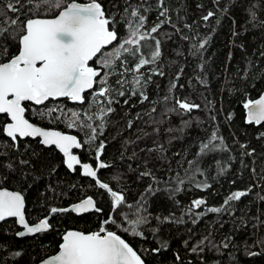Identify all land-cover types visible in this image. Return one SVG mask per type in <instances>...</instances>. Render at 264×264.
<instances>
[{
  "label": "trees",
  "instance_id": "1",
  "mask_svg": "<svg viewBox=\"0 0 264 264\" xmlns=\"http://www.w3.org/2000/svg\"><path fill=\"white\" fill-rule=\"evenodd\" d=\"M9 2L0 0V13L18 17L21 23L28 18H52L62 10L45 7L34 15L27 0H20L15 5L18 11L11 12ZM98 2L118 37L102 53L123 43L129 21L138 25V19L131 16L133 9L145 17L140 32L147 38L141 41V50H121L111 68L101 67L99 54L91 64L101 74L82 105L68 100L39 107L25 104V117L42 128L75 135L82 145L81 162L93 167H97L96 151L103 143L101 160L108 167L100 169L97 177L122 193L125 203L113 212L107 190L81 177L78 170L69 173L53 148L42 147L38 140L6 138L2 129L6 117L0 115V189L23 196L28 224L46 219L50 226L46 232L17 238L14 220L0 223V264H38L57 252L65 231L92 233L101 225L120 235L144 264H264V123L248 124L244 115V104L264 90V0ZM249 10L256 13V22ZM209 11L214 15L204 21ZM9 32L14 29L9 27ZM157 41L160 56L152 61ZM204 41V48L197 51ZM18 47L8 34L0 37V62L17 54ZM140 59L150 62L137 71ZM102 78L109 91L94 96ZM177 98L199 107L184 112L176 105ZM53 108L58 111L48 114ZM41 112L46 115L41 117ZM71 112L80 117L70 128ZM213 132L218 135L214 143L220 147L201 153ZM145 172L150 175H141ZM190 176L194 179L189 180ZM181 179L183 184L178 183ZM203 183L209 187L198 186ZM236 191L247 194L225 204ZM87 197L101 211L81 216L50 211L67 209ZM198 199L205 201L199 208L193 205ZM138 206L148 218L138 228L142 236L124 231L128 226L124 216L134 219ZM209 208L221 211L209 212ZM110 216L114 222L104 224Z\"/></svg>",
  "mask_w": 264,
  "mask_h": 264
},
{
  "label": "snow or ice",
  "instance_id": "2",
  "mask_svg": "<svg viewBox=\"0 0 264 264\" xmlns=\"http://www.w3.org/2000/svg\"><path fill=\"white\" fill-rule=\"evenodd\" d=\"M20 0H10L7 4L8 11L17 12L16 4ZM32 7L29 9L34 15H38L42 8H62L54 19L28 18L21 23L18 17L9 18L6 14L0 13L3 19H0V37L8 34L18 42V53L7 59L6 62H0V115H5L7 122L3 124V132L16 141L17 137H40L41 143L44 145H55L65 157V164L69 169L79 166L82 169V175L92 177L100 189H106L111 197L112 211L116 212L118 207L125 203V197L122 193L113 190L109 184L101 182L97 177L99 169L108 167L101 160V152L99 149L104 147L101 143L96 151L97 167L94 168L88 163H82L76 155H73L71 149L80 148L82 145L77 141L75 136L64 135L58 131H46L40 127L30 123L25 118L24 102H31L35 105H41L45 101L60 97H67L73 102H84L83 93L92 89L96 78L100 76V72L89 66V62L102 54L99 61L101 67L111 68L116 60L120 59L121 50L128 52L141 50V41L147 37L140 32L145 17L139 15L136 9L131 11V16L138 19V25H133L129 21L128 36L123 43L111 52L102 53V49L111 45L113 41L118 39L117 33L111 30V21L106 17L102 5L98 0H87L86 3H77L70 0L65 4L64 0H27ZM250 11L251 20L256 22V13ZM165 15V12H161ZM214 13L209 11L203 16L204 21H208L213 17ZM9 27L14 32H9ZM159 26L153 27L152 32H156ZM207 41L199 44V49L204 48ZM130 45L132 48H125ZM195 47V46H194ZM3 54L7 56V48H3ZM264 55V53H262ZM160 56L159 41L156 48L151 52V60L154 61ZM149 60L140 59L136 66L139 71L140 67L149 63ZM108 74L105 73V77ZM119 82V81H118ZM99 83L101 88L94 96H105L109 91L104 85L107 84L106 78H102ZM139 83V79L136 80ZM175 87V84L172 85ZM120 95H124L120 92ZM147 99V97H144ZM167 99V97L165 98ZM179 109L184 112H190L199 105L190 104L186 100H175ZM248 109L247 122L260 124L264 122V95L255 101H249L244 104ZM58 111V109H49L48 114ZM106 111L111 112L108 108ZM171 111H176L175 108ZM100 112H105L101 108ZM41 117L46 113H39ZM80 113L71 112L68 119L72 122L68 127H73L78 122ZM102 119V117H97ZM230 118V117H229ZM87 119H92L91 115ZM187 123V122H185ZM90 128L93 133L96 129L91 124L83 125ZM103 128V124H101ZM95 139V136L92 137ZM218 139L216 132H213L207 143L202 144L201 153H206L220 146L214 142ZM220 144L223 145L221 139ZM243 147V145H242ZM190 164L194 163L192 161ZM197 171L199 169L197 168ZM141 175H150L145 172ZM189 180L194 177H188ZM183 179L178 183L183 184ZM202 188L209 187L203 183L198 185ZM151 191V187L148 189ZM179 191V188L176 189ZM247 193L236 191L230 194L224 201L228 204L230 201L239 200ZM205 204L203 199L193 201L194 207L199 208ZM129 207H132L131 205ZM24 199L19 193L0 191V221L6 217H15L17 222L23 226L26 233H40L49 229V223L46 219L39 220L34 226H30L23 213ZM89 210L101 211L95 207L92 198L84 199L81 203L76 204L72 211L76 213L88 212ZM52 213L58 211H68V209H57L55 207L50 210ZM142 207L138 206L133 215L134 219L129 215L124 216L127 222L125 232H129L134 236H142V232L138 228L148 223L147 216L141 215ZM209 212H220V208H209ZM114 222L110 216L104 221V224ZM20 232L18 235H25ZM203 243V242H201ZM162 247H166L162 244ZM159 251V249H156ZM196 251L195 248L192 249ZM19 255V253H16ZM179 259V257H177ZM43 264H144L138 253L114 231L106 230L101 225L99 231L85 234L78 231H68L62 237V243L56 254L46 259Z\"/></svg>",
  "mask_w": 264,
  "mask_h": 264
},
{
  "label": "water",
  "instance_id": "3",
  "mask_svg": "<svg viewBox=\"0 0 264 264\" xmlns=\"http://www.w3.org/2000/svg\"><path fill=\"white\" fill-rule=\"evenodd\" d=\"M76 2V1H75ZM77 3H80V2H77ZM61 11V10H60ZM59 13V12H58ZM58 15V14H57ZM56 15V16H57ZM56 16H54V17H52V18H39V19H54ZM116 41H113V43L111 44V45H108V46H106V48H104V49H107V48H109V47H111L114 43H115ZM103 50V49H102ZM18 53V52H17ZM99 55V53L97 54V56ZM96 58V57H95ZM95 58H93V60L92 61H90L89 62V64H91L93 61H94V59ZM96 70H98L99 72H100V74H101V70L100 69H96ZM99 77V76H98ZM98 77L96 78V80L98 79ZM95 84H96V82L94 83V86H93V88L92 89H89V90H86L84 93H83V96H85L86 94H88V93H90V92H92L93 91V89L95 88ZM262 95H264V90L262 91V93L260 94V96H262ZM260 96L258 97V98H256L255 100H257V99H259L260 98ZM60 100H68L72 105H82L83 103H81V102H73V101H71L69 98H67V97H60V98H56V99H49L48 101H45L43 104H41V105H44L45 103H47V102H49V101H53V102H56V101H60ZM255 100H253V101H255ZM25 104H30V105H32V106H35V107H39V106H41V105H35V104H33V103H31V102H24V105ZM23 105V106H24ZM247 113H248V109H246L245 107H244V115H245V120H246V122H247ZM25 115H26V111H25ZM2 116H5V115H2ZM6 117V116H5ZM26 118V117H25ZM27 119V118H26ZM6 122H7V119H6ZM30 122V121H29ZM30 123H32V122H30ZM248 123V122H247ZM262 123H264V122H261L260 124H262ZM32 124H34V123H32ZM248 124H253V125H255V126H258V125H260V124H255V123H248ZM35 126H37V127H40V126H38V125H36V124H34ZM40 128H42V127H40ZM43 130H46V131H58V132H61L60 130H57V129H51V128H42ZM62 134H64V135H71V136H75V135H72V134H69V133H64V132H61ZM3 134H4V136L6 137V138H8V139H10V140H12L11 138H9L4 132H3ZM76 137V136H75ZM77 138V137H76ZM17 139H20V140H24V139H30V140H38V142H39V144L42 146V147H44V148H53L54 150H56V152H58L59 154H60V156L62 157V163H63V166H64V168L69 172V173H74L75 172V170H78L79 171V174H80V176L81 177H84V178H88V179H90V180H92V181H94L95 182V180L92 178V177H86V176H84V175H82V169L77 165V166H74V168L73 169H69L67 166H66V164H65V157H64V155H63V153H61L60 151H59V149H57L56 147H55V145H44V144H42L40 141H41V138L40 137H24V138H20V137H17ZM77 141L80 143V140L77 138ZM81 144V143H80ZM81 149H82V146L80 147V148H73V149H71V152H72V154L73 155H76L77 157H78V159H80L79 158V155H78V153L81 151ZM83 163V162H82ZM88 164H90V163H88ZM91 165V164H90ZM94 168H96V167H94ZM100 170V169H99ZM99 170H98V172H99ZM98 172H97V175H98ZM96 183V182H95ZM0 191H8V192H15V193H18V192H16V191H11V190H8V189H0ZM20 194V193H19ZM21 195V194H20ZM22 196V195H21ZM23 197V196H22ZM87 198H90V197H87ZM87 198H84V199H87ZM24 199V198H23ZM84 199H82V200H80V201H78V202H76V203H73V204H71L70 206H68L67 207V209H68V211L70 212V213H72L73 215H75V216H81V215H86V214H89V213H93V212H97V211H95V210H89L88 212H83V213H76V212H74V211H72V208L76 205V204H78V203H81ZM94 201V200H93ZM94 204H95V202H94ZM96 207V206H95ZM24 209H25V201H24V208H23V213H24ZM24 216H25V213H24ZM8 219H12V220H14V222H15V225H16V227L19 229V231H18V233H20V232H25L26 233V230L23 228V226L22 225H20L18 222H17V219L15 218V217H6L3 221H5V220H8ZM25 220H26V217H25ZM3 221H0V223H2ZM26 222H27V220H26ZM28 223V222H27ZM38 223V222H37ZM36 224V223H35ZM35 224H29L30 226H34ZM49 228H50V226H49ZM49 230V229H48ZM47 230V231H48ZM68 231H77V230H67V231H65L64 233H63V235L64 234H66V232H68ZM43 232H46V231H43ZM43 232H40V233H43ZM78 232H81V231H78ZM18 233L16 234V237L17 238H24V237H30V236H34V235H36V234H39V233H32V234H28V233H26L25 235H18ZM82 233H84V232H82ZM85 234H89V233H85ZM63 235L61 236V242H60V244L62 243V237H63ZM59 244V245H60ZM58 250H59V246H58ZM58 250H57V252H58ZM56 252V253H57ZM55 253V254H56ZM51 256H49V257H47L46 259H48V258H50ZM46 259H44V260H42L41 262H39L38 264H43V262L46 260Z\"/></svg>",
  "mask_w": 264,
  "mask_h": 264
},
{
  "label": "flooded vegetation",
  "instance_id": "4",
  "mask_svg": "<svg viewBox=\"0 0 264 264\" xmlns=\"http://www.w3.org/2000/svg\"><path fill=\"white\" fill-rule=\"evenodd\" d=\"M89 66L93 67L94 69H98V68H95L94 66H92V64H89Z\"/></svg>",
  "mask_w": 264,
  "mask_h": 264
},
{
  "label": "rangeland",
  "instance_id": "5",
  "mask_svg": "<svg viewBox=\"0 0 264 264\" xmlns=\"http://www.w3.org/2000/svg\"><path fill=\"white\" fill-rule=\"evenodd\" d=\"M95 93H96V92H95ZM93 94H94V93H93ZM93 94H92V95H93Z\"/></svg>",
  "mask_w": 264,
  "mask_h": 264
}]
</instances>
